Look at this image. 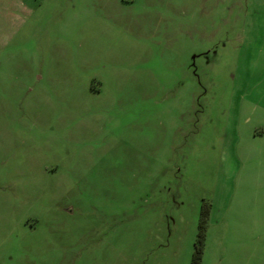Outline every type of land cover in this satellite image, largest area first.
I'll return each instance as SVG.
<instances>
[{
	"label": "rangeland",
	"instance_id": "obj_1",
	"mask_svg": "<svg viewBox=\"0 0 264 264\" xmlns=\"http://www.w3.org/2000/svg\"><path fill=\"white\" fill-rule=\"evenodd\" d=\"M264 264V0H0V264Z\"/></svg>",
	"mask_w": 264,
	"mask_h": 264
},
{
	"label": "trees",
	"instance_id": "obj_2",
	"mask_svg": "<svg viewBox=\"0 0 264 264\" xmlns=\"http://www.w3.org/2000/svg\"><path fill=\"white\" fill-rule=\"evenodd\" d=\"M209 208H210L209 202L206 201L200 202L198 208L197 221H196V235L192 245V250L189 256L188 264H199V257H200L202 240H203V230L208 216Z\"/></svg>",
	"mask_w": 264,
	"mask_h": 264
}]
</instances>
